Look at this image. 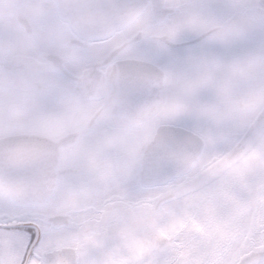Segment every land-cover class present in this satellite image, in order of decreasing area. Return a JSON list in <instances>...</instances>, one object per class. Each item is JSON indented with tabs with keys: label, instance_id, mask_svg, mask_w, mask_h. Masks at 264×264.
<instances>
[{
	"label": "snow or ice",
	"instance_id": "6c2138e0",
	"mask_svg": "<svg viewBox=\"0 0 264 264\" xmlns=\"http://www.w3.org/2000/svg\"><path fill=\"white\" fill-rule=\"evenodd\" d=\"M0 264H264V0H0Z\"/></svg>",
	"mask_w": 264,
	"mask_h": 264
}]
</instances>
